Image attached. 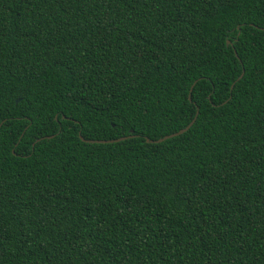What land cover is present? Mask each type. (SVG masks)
Instances as JSON below:
<instances>
[{
	"label": "trees",
	"instance_id": "1",
	"mask_svg": "<svg viewBox=\"0 0 264 264\" xmlns=\"http://www.w3.org/2000/svg\"><path fill=\"white\" fill-rule=\"evenodd\" d=\"M0 264H264V0H0Z\"/></svg>",
	"mask_w": 264,
	"mask_h": 264
},
{
	"label": "water",
	"instance_id": "2",
	"mask_svg": "<svg viewBox=\"0 0 264 264\" xmlns=\"http://www.w3.org/2000/svg\"><path fill=\"white\" fill-rule=\"evenodd\" d=\"M229 44V41H227V45ZM240 77H241V75H240ZM189 100H191V89H190V92H189ZM17 101H19V99H17ZM196 116H197V113H196V115L194 116V118L184 127V128H182V129H180L179 131H177V132H174V133H171V134H168V135H165V136H163V137H161V138H158V139H148V138H146V141L147 142H153V143H158V142H161V141H163V140H165V139H168V138H170V137H173V136H177V135H179V134H181V133H183V132H185V131H187L190 127H191V125L194 123V121L196 120ZM79 136H80V139L81 140H83V141H86V142H89V143H112V142H116V141H120V140H123V139H126V138H128V137H132L133 135H130V136H122V137H119V138H115V139H110V140H91V139H84L81 135H80V133H79ZM43 138V137H42ZM38 140H40V138L39 139H37V141Z\"/></svg>",
	"mask_w": 264,
	"mask_h": 264
},
{
	"label": "snow or ice",
	"instance_id": "3",
	"mask_svg": "<svg viewBox=\"0 0 264 264\" xmlns=\"http://www.w3.org/2000/svg\"><path fill=\"white\" fill-rule=\"evenodd\" d=\"M115 126V125H114Z\"/></svg>",
	"mask_w": 264,
	"mask_h": 264
}]
</instances>
